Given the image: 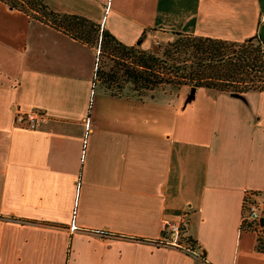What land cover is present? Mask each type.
<instances>
[{
    "label": "crops",
    "instance_id": "1",
    "mask_svg": "<svg viewBox=\"0 0 264 264\" xmlns=\"http://www.w3.org/2000/svg\"><path fill=\"white\" fill-rule=\"evenodd\" d=\"M42 2L144 51L177 34L243 43L264 24L260 0ZM96 62L0 1V264H264L242 230L249 194L264 213V92L114 96ZM183 220L201 256L168 244L164 224Z\"/></svg>",
    "mask_w": 264,
    "mask_h": 264
},
{
    "label": "trees",
    "instance_id": "2",
    "mask_svg": "<svg viewBox=\"0 0 264 264\" xmlns=\"http://www.w3.org/2000/svg\"><path fill=\"white\" fill-rule=\"evenodd\" d=\"M0 1L26 14L33 12L35 16L29 14L33 18L83 44L92 48L100 46L101 56L114 63L110 72L101 73L102 84L114 96L121 95L113 90L121 80L134 85L136 91L189 86L235 95L264 92V39L260 30L255 38L243 43L177 34L173 43L161 45L155 53L126 46L85 18L54 13L42 0ZM259 228H264V219L242 226L243 231L257 234L256 250L264 253V237ZM186 234V226H183V236ZM182 240L189 245L195 244L188 237Z\"/></svg>",
    "mask_w": 264,
    "mask_h": 264
},
{
    "label": "built area",
    "instance_id": "3",
    "mask_svg": "<svg viewBox=\"0 0 264 264\" xmlns=\"http://www.w3.org/2000/svg\"><path fill=\"white\" fill-rule=\"evenodd\" d=\"M101 51L100 49L97 51V62L95 66V78L97 80V72L99 67V57H100ZM95 92L93 91V96ZM42 114L37 111H31L28 113H22L20 111H17L15 116V123L22 127H27L30 129H35L37 127V123L39 119L41 118ZM87 126L89 127V124L87 123ZM85 154V150L83 151V155ZM252 195H248L246 202H245V214L243 215V226L246 223H258L262 219H264V213L261 212L257 202L253 199ZM183 226H185V221H181L180 223H170L166 222L164 224V233L169 237L170 241L168 244L174 245L180 248H183L185 244L182 243V237H183ZM255 227L256 224H255ZM72 230H76L75 223L72 224L71 227ZM185 248V247H184ZM189 248V249H188ZM187 249L195 255L201 256L198 252L191 251L190 247L187 246Z\"/></svg>",
    "mask_w": 264,
    "mask_h": 264
},
{
    "label": "rangeland",
    "instance_id": "4",
    "mask_svg": "<svg viewBox=\"0 0 264 264\" xmlns=\"http://www.w3.org/2000/svg\"><path fill=\"white\" fill-rule=\"evenodd\" d=\"M33 15L35 16V14L33 12L28 13V15ZM164 45V44H159L157 46V48L155 50H150L152 52L157 53L160 50V46ZM97 51L100 49V46H97ZM101 51V49H100ZM114 66V63L109 59V58H104L101 56L99 57V67H98V72H97V82H98V86L104 90H106L104 84H102L103 80L101 79V73L103 75V73H108L110 72L111 68ZM118 86L123 87L122 89L118 88ZM165 88V87H164ZM113 90L115 93L117 94H121L124 96H128V97H136V98H143V97H149L153 92L151 91H142V90H138L136 91V87L134 85H132L131 83H127L124 80H121L119 82V84L114 85ZM107 91V90H106ZM158 91V90H156ZM259 230H262V235L264 237V228H259ZM185 237V235L183 236ZM182 243L185 244L186 246H188L189 244L186 241L182 240Z\"/></svg>",
    "mask_w": 264,
    "mask_h": 264
},
{
    "label": "water",
    "instance_id": "5",
    "mask_svg": "<svg viewBox=\"0 0 264 264\" xmlns=\"http://www.w3.org/2000/svg\"><path fill=\"white\" fill-rule=\"evenodd\" d=\"M260 6L262 9V12L264 13V0H260ZM260 33H261L262 38L264 39V24L262 25V27L260 29Z\"/></svg>",
    "mask_w": 264,
    "mask_h": 264
}]
</instances>
